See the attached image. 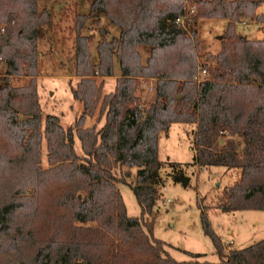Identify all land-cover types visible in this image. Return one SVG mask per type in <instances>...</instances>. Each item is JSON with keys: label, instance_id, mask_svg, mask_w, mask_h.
Instances as JSON below:
<instances>
[{"label": "trees", "instance_id": "16d2710c", "mask_svg": "<svg viewBox=\"0 0 264 264\" xmlns=\"http://www.w3.org/2000/svg\"><path fill=\"white\" fill-rule=\"evenodd\" d=\"M48 1L0 0V264H210L187 252L190 260L178 262L152 236L164 188L158 141L173 124L194 126V165L240 172L216 209L264 211V40L236 33L246 20L264 25L257 13L264 0H87L89 14L76 18L79 82L71 88L82 111L69 127L54 115L43 119L37 95L39 31L51 23L39 4ZM100 16L119 35L100 29L94 68L82 31ZM206 19L227 27L211 79L198 82L199 68L210 69L197 55L198 23ZM141 47L148 48L144 64ZM115 63V89L103 94ZM139 79L154 81L146 107L136 105ZM97 108L102 127H86ZM169 167L174 180L183 177ZM118 184L133 191L140 218L127 216ZM200 222L217 264H264V240L229 250L204 210Z\"/></svg>", "mask_w": 264, "mask_h": 264}, {"label": "rangeland", "instance_id": "374dc122", "mask_svg": "<svg viewBox=\"0 0 264 264\" xmlns=\"http://www.w3.org/2000/svg\"><path fill=\"white\" fill-rule=\"evenodd\" d=\"M47 9L50 13L51 23L39 31L37 50L38 78L36 80L37 95L42 112V118L47 115L57 116L64 127L73 125L80 116L79 103L72 98L71 88L75 87L79 79L74 76V44L76 38V18L78 15L89 14L90 2L87 0H51L41 2L39 10ZM260 7L257 13H263ZM227 23L224 20H201L198 23V62L206 64L208 74L201 79H211L216 65L213 56L220 49ZM100 25L88 20L82 35L90 37L89 49L91 62L97 66L95 45L100 39ZM236 33L248 40H264V25L252 20L238 24ZM108 38L111 36L108 34ZM221 38V39H220ZM140 52L145 57L148 48L141 47ZM210 70V71H209ZM4 67H0V74ZM116 65L113 77L103 81L102 93H111L115 89L116 77L119 76ZM137 83L136 96L140 107H146L153 98L154 92L140 88ZM146 85L154 81L144 79ZM25 80H16L14 85H23ZM97 84L101 82L96 79ZM82 108V107H81ZM99 108L96 109L91 121L85 126L93 124L98 129L104 123L103 118L98 121ZM87 123V125H86ZM192 125L173 124L169 130L161 134L158 141V160L164 163L161 169V178L164 190L161 189V200L156 208L152 236L167 244L168 254L178 262L190 260L185 252L204 255L203 261L217 264L218 258L214 254L211 240L203 233L200 217L204 210L207 219L222 245L226 249L241 250L254 243L264 240V211H237L222 213L216 209L223 201V191L236 183L240 177L239 171H228L223 167H210L202 169L194 165ZM76 152L80 155L81 149L77 139L74 144ZM169 163L178 166L183 171V177L174 180ZM42 166L47 167L46 148L42 147ZM136 170H131V178H135ZM117 176L120 175L117 172ZM188 180L186 187L182 181ZM129 218H140V208L133 191L125 184H118ZM169 200V202H168Z\"/></svg>", "mask_w": 264, "mask_h": 264}, {"label": "crops", "instance_id": "0c3cea01", "mask_svg": "<svg viewBox=\"0 0 264 264\" xmlns=\"http://www.w3.org/2000/svg\"><path fill=\"white\" fill-rule=\"evenodd\" d=\"M84 15H87V14H84ZM226 23H227V21H225ZM99 25H100V28L101 29H104V30H106L107 31V33L111 36V37H117L118 35H119V30L116 28V27H113V26H111L109 23H108V21L103 17V16H100V18H99ZM100 40V39H99ZM99 40H97V43H98V41ZM97 43H96V45H97ZM96 45H95V51H96ZM140 49L141 48H139V52H140ZM140 54H141V52H140ZM97 57V56H96ZM141 58H142V63L144 64L145 62H146V60H147V58H148V52H146L145 53V57L143 58V56H142V54H141ZM96 62H97V58H96ZM116 65L118 66V64L117 63H115V66H114V72H115V68H116ZM118 69H119V66H118ZM39 71V70H38ZM119 76H120V70H119V74H118ZM38 76H39V74H38ZM119 76H117L116 78H118ZM105 80V79H104ZM103 80V81H104ZM105 94H108V93H105ZM79 103V102H78ZM82 106H81V104L79 103V106H78V112L82 109L81 108ZM87 119H88V121H87ZM86 119V121L87 122H89V121H91V119L90 118H87ZM90 123V122H89ZM86 125H87V123H86ZM103 125V124H102ZM92 126H94V124L92 125ZM92 126H89V125H87V127H92ZM102 126H99L98 127V129H100ZM80 145V144H79Z\"/></svg>", "mask_w": 264, "mask_h": 264}, {"label": "built area", "instance_id": "2783aa9c", "mask_svg": "<svg viewBox=\"0 0 264 264\" xmlns=\"http://www.w3.org/2000/svg\"><path fill=\"white\" fill-rule=\"evenodd\" d=\"M192 10H194V7L192 8ZM178 23L183 24V19L181 21L178 20L176 22V24H178ZM3 32H4V30L1 29L0 30V33H3ZM207 74H208L207 68H203V69L199 68V74H198V77H197L198 82L203 81L204 79L203 78L201 79V77H204ZM139 87L140 88H143V89H146V91H148V92H154V86H153V84L146 85L144 79L140 80ZM163 190H164V188H163ZM168 202H169V200H168Z\"/></svg>", "mask_w": 264, "mask_h": 264}, {"label": "water", "instance_id": "95a60500", "mask_svg": "<svg viewBox=\"0 0 264 264\" xmlns=\"http://www.w3.org/2000/svg\"><path fill=\"white\" fill-rule=\"evenodd\" d=\"M220 39H221V38H220ZM220 144H221V142H220ZM188 182H189L188 180L184 179V180L182 181V183H183V186H184V187H186V186H187V184H188Z\"/></svg>", "mask_w": 264, "mask_h": 264}]
</instances>
